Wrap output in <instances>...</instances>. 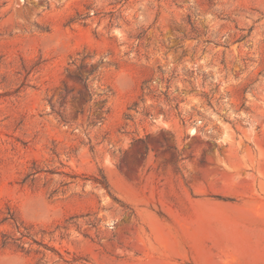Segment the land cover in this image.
Segmentation results:
<instances>
[{
  "label": "rangeland",
  "instance_id": "rangeland-1",
  "mask_svg": "<svg viewBox=\"0 0 264 264\" xmlns=\"http://www.w3.org/2000/svg\"><path fill=\"white\" fill-rule=\"evenodd\" d=\"M0 264H264V0H0Z\"/></svg>",
  "mask_w": 264,
  "mask_h": 264
},
{
  "label": "trees",
  "instance_id": "trees-1",
  "mask_svg": "<svg viewBox=\"0 0 264 264\" xmlns=\"http://www.w3.org/2000/svg\"><path fill=\"white\" fill-rule=\"evenodd\" d=\"M102 186H104L105 188H107L106 185H102ZM19 224H20V223H16V228H17V229H19ZM2 238H3V244H7V243H9V240H10V239H9V237H8L7 235H3Z\"/></svg>",
  "mask_w": 264,
  "mask_h": 264
}]
</instances>
